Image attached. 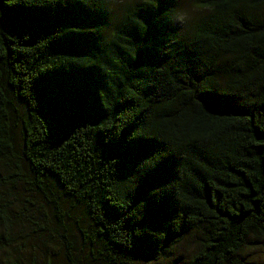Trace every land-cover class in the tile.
<instances>
[{
    "label": "trees",
    "instance_id": "obj_1",
    "mask_svg": "<svg viewBox=\"0 0 264 264\" xmlns=\"http://www.w3.org/2000/svg\"><path fill=\"white\" fill-rule=\"evenodd\" d=\"M188 4L0 0V264L264 246V0Z\"/></svg>",
    "mask_w": 264,
    "mask_h": 264
},
{
    "label": "rangeland",
    "instance_id": "obj_2",
    "mask_svg": "<svg viewBox=\"0 0 264 264\" xmlns=\"http://www.w3.org/2000/svg\"><path fill=\"white\" fill-rule=\"evenodd\" d=\"M123 1L124 0H111V5L109 7L110 12L117 14V10H118V8L121 7ZM180 1L182 4L180 7L181 8L180 12L181 11H183L184 13L189 12L190 8H189L188 0H180ZM191 13L193 14V12H191ZM17 196H18L17 198H19L20 200L26 199V198H24L25 195H22V192L17 193ZM25 204H27V203H25ZM36 207H37V205H36ZM30 209L31 210H38L39 214H40L39 218H44L45 215L43 214V212L39 208L35 209V207L33 205V206H30ZM44 220H45L46 226H50V224H52V222H53L49 218V216L45 217ZM71 229L67 228L66 230H64L65 231L64 233L66 235H68V238H70V239L73 238V236L77 235V234H75V231H74L75 228L73 225L71 226ZM192 241H193L192 238L188 237L183 243H181L179 246L176 247V249L174 251V256H171L166 261H162L158 264H174L178 261L184 260L185 257L191 251V248L193 247V245H191V243H193ZM30 245L34 246V247L37 245L36 250L33 251L35 255L37 254V255L41 256L43 253L46 252V250L43 249L41 247V244L38 242V238L33 239V241L31 242ZM40 248H42V249L39 250ZM80 248H81L80 244L77 243L76 249H77V254H78L77 257L79 260L85 258V256H86V254H85L86 251L85 250L79 251ZM40 260L41 259H38V261H40ZM51 260H52V264H62V261H63L61 259V257H59L57 255H55ZM245 261L248 264H264V246L257 247V248H254L252 250L247 251V253L245 255Z\"/></svg>",
    "mask_w": 264,
    "mask_h": 264
},
{
    "label": "clouds",
    "instance_id": "obj_3",
    "mask_svg": "<svg viewBox=\"0 0 264 264\" xmlns=\"http://www.w3.org/2000/svg\"><path fill=\"white\" fill-rule=\"evenodd\" d=\"M174 19L179 20L181 23H184L187 20V16L183 11H181L174 15Z\"/></svg>",
    "mask_w": 264,
    "mask_h": 264
}]
</instances>
